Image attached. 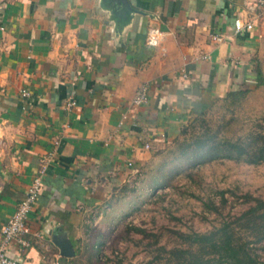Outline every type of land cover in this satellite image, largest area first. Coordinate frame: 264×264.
<instances>
[{
	"label": "crops",
	"instance_id": "1",
	"mask_svg": "<svg viewBox=\"0 0 264 264\" xmlns=\"http://www.w3.org/2000/svg\"><path fill=\"white\" fill-rule=\"evenodd\" d=\"M236 18L252 28L235 31ZM149 28L165 31L156 47L145 42ZM263 43L255 0H0V243L43 169L29 246L11 241L6 255L90 264L91 226L117 192L255 77ZM141 84L148 100L135 106Z\"/></svg>",
	"mask_w": 264,
	"mask_h": 264
},
{
	"label": "rangeland",
	"instance_id": "2",
	"mask_svg": "<svg viewBox=\"0 0 264 264\" xmlns=\"http://www.w3.org/2000/svg\"><path fill=\"white\" fill-rule=\"evenodd\" d=\"M257 61L256 70L264 77V43ZM263 117L264 84L253 77L194 118L131 185L117 192L109 211L93 223L96 255L90 264H169L160 247L181 246L180 233H207L226 222L235 225L256 199L264 201V162L248 164L222 155L203 161L196 147L206 138L244 137L259 128ZM209 201L216 211L205 205ZM243 234L255 248L258 264H264V249L252 242L249 229L240 228Z\"/></svg>",
	"mask_w": 264,
	"mask_h": 264
},
{
	"label": "trees",
	"instance_id": "3",
	"mask_svg": "<svg viewBox=\"0 0 264 264\" xmlns=\"http://www.w3.org/2000/svg\"><path fill=\"white\" fill-rule=\"evenodd\" d=\"M255 81L264 84V77L260 70L256 71ZM243 93L244 90L239 91ZM231 94V93H230ZM184 128L182 131H184ZM208 138L196 147L200 160H212L215 156L243 160L248 164L264 162V117L259 128L244 137L235 140L208 142ZM223 196V195H222ZM224 199V198H222ZM244 214L237 218L235 225L223 223L207 233H180L181 246L160 250L169 256V264H258V254L245 238L240 235V228L249 229L253 237L252 242L259 243L264 249V201L258 199ZM205 205L212 210L218 207L209 201ZM246 217V219H245ZM237 226V227H236ZM250 242V243H249Z\"/></svg>",
	"mask_w": 264,
	"mask_h": 264
},
{
	"label": "built area",
	"instance_id": "4",
	"mask_svg": "<svg viewBox=\"0 0 264 264\" xmlns=\"http://www.w3.org/2000/svg\"><path fill=\"white\" fill-rule=\"evenodd\" d=\"M258 5L264 7V0H255ZM252 23L249 21H243L240 18L234 20V29L239 32L244 29H251ZM2 29V28H1ZM165 31L160 28H149L147 31L145 42L150 47H156L160 44L164 37ZM213 40L220 41L222 38L218 35L212 36ZM22 97H29L30 92L28 89H21ZM148 100V85L141 84L135 91L134 97L132 99V104L135 106L142 105ZM76 101L70 98L64 103L63 109L68 110ZM126 115H122V120L125 119ZM58 144V142H55ZM149 143H145L144 147L149 148ZM130 165V163H129ZM43 174V169L39 170V173L33 178V181L28 186V189L24 197L19 201L13 215L11 218L2 226L1 228V243H0V264H19V262L10 258L6 255V250L11 241H15L22 248L29 246V241L27 235L29 233V227L26 223L27 218L35 205L39 190L41 186V177Z\"/></svg>",
	"mask_w": 264,
	"mask_h": 264
},
{
	"label": "water",
	"instance_id": "5",
	"mask_svg": "<svg viewBox=\"0 0 264 264\" xmlns=\"http://www.w3.org/2000/svg\"><path fill=\"white\" fill-rule=\"evenodd\" d=\"M58 245L61 247V252H63L64 254H69L68 252H66L64 249V246L62 245V244H60V243H58Z\"/></svg>",
	"mask_w": 264,
	"mask_h": 264
}]
</instances>
